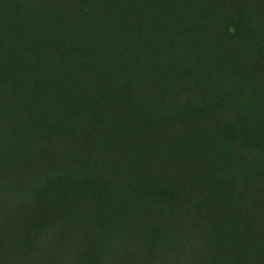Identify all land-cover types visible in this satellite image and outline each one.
Returning a JSON list of instances; mask_svg holds the SVG:
<instances>
[{
	"label": "trees",
	"instance_id": "obj_1",
	"mask_svg": "<svg viewBox=\"0 0 264 264\" xmlns=\"http://www.w3.org/2000/svg\"><path fill=\"white\" fill-rule=\"evenodd\" d=\"M0 264H264V0H0Z\"/></svg>",
	"mask_w": 264,
	"mask_h": 264
}]
</instances>
